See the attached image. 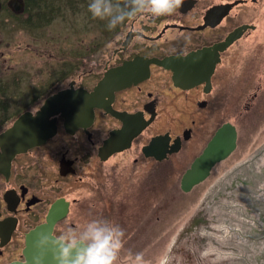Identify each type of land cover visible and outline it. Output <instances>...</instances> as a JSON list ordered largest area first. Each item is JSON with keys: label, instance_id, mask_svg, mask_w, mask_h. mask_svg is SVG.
I'll use <instances>...</instances> for the list:
<instances>
[{"label": "flooded vegetation", "instance_id": "obj_1", "mask_svg": "<svg viewBox=\"0 0 264 264\" xmlns=\"http://www.w3.org/2000/svg\"><path fill=\"white\" fill-rule=\"evenodd\" d=\"M111 3L116 11L131 10L129 0ZM259 4L183 0L170 16L137 12L111 29L109 18H93L88 7L73 6L58 30L65 51L71 40L77 48L46 67L47 92L31 81L26 86L19 71L0 73V135L21 115L63 93L50 117L55 134L9 162L0 160V264L22 262L26 235L51 214L60 216L52 229L55 238L97 221V175L110 160L133 156V168L150 162L153 169L166 166L169 174L182 176L226 124L235 128L237 149L235 122L242 124L243 110L249 112L262 89L256 87L240 104L239 95L253 88L250 80L244 86L240 44L258 30ZM58 11L52 0H0V31L14 19V28L38 27L50 36ZM85 31H90L86 45ZM237 176L231 174L235 180L229 184L219 179L223 183L214 192L244 186Z\"/></svg>", "mask_w": 264, "mask_h": 264}, {"label": "rangeland", "instance_id": "obj_2", "mask_svg": "<svg viewBox=\"0 0 264 264\" xmlns=\"http://www.w3.org/2000/svg\"><path fill=\"white\" fill-rule=\"evenodd\" d=\"M52 1L59 14L53 20L50 36L46 29L38 27H31L30 30L14 28V19H9L6 31H0L3 37L0 42V73L19 71L26 79V86L31 81L43 92H47L46 67L56 64L61 56L68 59L71 55L69 51L74 46L77 48L71 40L65 51L64 35L58 30L62 24L61 17L68 13L69 19L72 13L70 7L87 8L92 2ZM257 14V32L240 44L239 69L243 70L244 86L250 80L249 87H253L239 95L240 104L256 92V87L261 85L262 89L249 112L243 110L246 119L242 124L235 122L237 149L216 167L207 182L184 193L180 189L181 175L169 174L166 166L160 170L153 169L154 165L150 162L145 167L138 165L133 168V156L117 157L101 166L97 175V221L119 226L124 231V247L118 264H128L129 255L136 253H143L145 261L150 264H156L164 254L168 255L169 264H199L240 184H235V187L229 185L223 192V198H220L222 191L217 194L212 189L220 185L221 178L227 184L229 179L235 180L230 177L234 172L238 173V182H242L247 173L246 164H252L264 141V0H260ZM89 33H83L84 45L90 41L86 39ZM49 49L52 50L50 61L47 59ZM1 55L7 60L5 65ZM231 113L229 110V118ZM119 206L123 209L120 210ZM76 231L78 234L81 232L80 228Z\"/></svg>", "mask_w": 264, "mask_h": 264}, {"label": "water", "instance_id": "obj_3", "mask_svg": "<svg viewBox=\"0 0 264 264\" xmlns=\"http://www.w3.org/2000/svg\"><path fill=\"white\" fill-rule=\"evenodd\" d=\"M62 96L60 93L48 98L35 116L21 115L0 135V160L9 162L16 154L55 134L56 126L50 117ZM236 137L232 125L220 128L204 154L182 175L181 191H192L209 176L214 164L227 159L236 148ZM263 147L264 141L259 150ZM259 150L242 181L244 186H239L199 264H264V149ZM59 217L51 214L44 224L30 231L25 238L23 261L11 264H57L52 229ZM45 237L49 242L41 244Z\"/></svg>", "mask_w": 264, "mask_h": 264}, {"label": "clouds", "instance_id": "obj_4", "mask_svg": "<svg viewBox=\"0 0 264 264\" xmlns=\"http://www.w3.org/2000/svg\"><path fill=\"white\" fill-rule=\"evenodd\" d=\"M183 4V0H129L130 11L114 10L111 0H92L88 10L93 18H109V28H114L125 17L137 12H148L155 17L170 16ZM118 7V6H117ZM39 111V107L32 114ZM45 237L41 244H47ZM53 246L58 255L57 264H118L120 253L124 247V231L119 226L107 222L92 221L85 229L77 233L69 228L54 241ZM128 264H150L145 261L143 253L129 255ZM156 264H169L167 254L162 255Z\"/></svg>", "mask_w": 264, "mask_h": 264}, {"label": "bare ground", "instance_id": "obj_5", "mask_svg": "<svg viewBox=\"0 0 264 264\" xmlns=\"http://www.w3.org/2000/svg\"><path fill=\"white\" fill-rule=\"evenodd\" d=\"M248 169H249V168H248ZM222 183H223V182H221V183H220L219 187H221ZM212 191L214 192L215 190H214V189H212ZM213 192H212V193H213ZM220 198H223V195H221V197H220Z\"/></svg>", "mask_w": 264, "mask_h": 264}]
</instances>
